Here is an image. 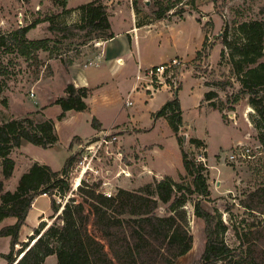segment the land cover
Returning a JSON list of instances; mask_svg holds the SVG:
<instances>
[{"label":"rangeland","instance_id":"rangeland-1","mask_svg":"<svg viewBox=\"0 0 264 264\" xmlns=\"http://www.w3.org/2000/svg\"><path fill=\"white\" fill-rule=\"evenodd\" d=\"M92 1L95 0H0V34L10 36L17 29L35 22L26 39L31 42L48 40L47 49L37 51L30 59L16 53L13 42L9 43L10 50L0 57V124L25 117L35 122L53 119L59 136L58 143L50 148L25 141L20 148H14L10 153L16 163L14 174L10 179H5L0 160V184L3 183L4 191H15L24 174L22 172H27L36 162L58 172L69 157L76 155L78 160L69 177L70 193L65 197H40L27 219L24 236L44 226L40 232L43 234L58 222L57 217L62 214L70 198L81 202L78 189L82 182L89 185L100 183L102 192L113 195L119 188L140 190L156 178H147V175L139 178L136 171L140 173L144 164L161 167V162H164L173 168L171 172L175 175H165L160 180L171 177L180 184H191L192 178L183 170V148L192 159L196 158L207 168L205 175L209 179L210 195L202 198L195 194L185 205L193 247L175 264H197L204 253L205 223L196 217L194 208L198 201L205 210L227 225L221 238L239 249L241 245L237 235L241 236L248 225L262 218L258 214L248 213L242 201L264 186V121L249 104V96L241 92L227 53L221 56L224 50L221 34L225 24H228L232 34L243 21L264 19V0H182L163 18L165 20H157L154 0H137L141 14L137 26H147L138 32L139 53L133 37V62H138L139 54L143 67L157 66L171 58L181 60L182 65L173 74L169 72L165 76L167 84L164 86H145L143 83L140 90L131 96L133 105L127 108L124 103L136 75L128 77L126 81L122 79L121 72H107L98 77L99 69L91 67L88 70L92 77L90 83H95V86L90 89L91 93L94 91L88 102L90 110L72 112L66 115L67 118L59 120L62 110L56 100L65 96L72 68L84 69L99 53L97 41L87 40L86 31L73 27L79 22L80 12L74 10L67 13V10ZM100 1L109 5L110 16L113 11L128 5L127 0ZM191 15L200 19L203 27ZM185 17H188L185 22L173 23ZM112 24L115 33H122L133 26L130 14L113 17ZM204 34L207 48L202 47V55L183 61L182 57L192 58ZM173 42L178 47L172 46ZM101 83L102 86L96 87ZM217 84L226 85V88L222 89ZM209 92L216 93L211 100L205 97ZM151 95L153 98H150ZM175 98L179 99L182 110L178 135L183 144L178 143L168 121L156 117L163 106ZM95 118L107 126L115 124L111 133L118 140L101 148L99 144L95 145L106 131L101 128L94 131ZM194 138L200 139L203 145H193L191 141ZM237 144L250 146L253 157L231 163L227 156ZM89 146L92 148L89 149ZM152 150L162 151L163 156L151 159ZM87 166L90 168L76 187V179ZM127 168L133 173L130 180L124 177L127 174L122 170ZM177 168L183 170V174H177ZM104 183L106 186H103ZM52 198L56 200L57 212L52 210ZM41 210L46 211V217L43 216L45 221L36 226L43 215ZM4 226L8 225L2 224L0 228ZM37 239L33 231L20 242H27L31 246ZM10 247L11 238L0 237V252L9 254ZM21 248L22 245L15 247L16 262L22 255ZM0 264L8 262L0 258ZM44 264H58L56 256L47 257Z\"/></svg>","mask_w":264,"mask_h":264},{"label":"trees","instance_id":"trees-1","mask_svg":"<svg viewBox=\"0 0 264 264\" xmlns=\"http://www.w3.org/2000/svg\"><path fill=\"white\" fill-rule=\"evenodd\" d=\"M167 1L154 0V14L158 20L165 18L182 0ZM138 6L137 0H133L134 9ZM74 10L80 12V18L73 27L86 31L87 40L104 41L114 37L108 7L102 1L68 9L67 13ZM197 21L201 22L200 19ZM35 25L34 22L17 29L10 36L0 34V57L10 50V42L14 43L16 53L28 59L37 51L47 49L48 40L31 42L26 39ZM227 25L221 34L224 47L221 56L227 53L241 92L249 96V104L264 121V19L243 21L232 34ZM203 46L207 48L205 42ZM197 55L201 56L202 50ZM217 85L226 88V85ZM65 93L56 100L62 110L59 120L64 119L68 111L89 110L86 102L91 94L89 88L69 83ZM214 96L215 92L205 95L208 100ZM156 117L165 118L178 143L183 144L178 135L182 124L179 99L167 102ZM96 122L95 118L93 127L98 130L100 125ZM24 141L42 148L55 146L59 136L54 120L35 122L25 117L0 124V160L5 179L13 176L16 166L10 153L14 148H20ZM191 143L197 147L203 145L197 138ZM181 151L184 169L192 178L191 184L183 185L166 177L155 179L140 190L119 188L115 195L107 197L100 190V183L89 185L82 182L78 189L82 201L70 198L57 217L58 222L43 234L40 233L43 225L34 230L38 239L30 246L27 242H20V232L35 199L43 194L52 197L68 195L71 191L69 177L78 160L76 155L69 157L58 172L48 165L34 163L21 176L15 191H4L3 183L0 184V224L8 218L16 219L14 224L0 228V237L11 238L10 253L0 252V258L7 260L8 264H44L52 255L56 256L58 264H175L193 247L185 205L195 194L202 198L210 195L209 179L205 175L207 168L196 158L192 159L183 148ZM242 204L248 213L262 218L248 225L241 236L236 234L240 250L221 238L227 225L205 210L201 201L195 204L196 217L204 221L206 234L205 250L197 264H264V186L251 193ZM51 207L54 212L58 211L54 198ZM17 245H22L20 253H24L18 262L14 256Z\"/></svg>","mask_w":264,"mask_h":264},{"label":"crops","instance_id":"crops-1","mask_svg":"<svg viewBox=\"0 0 264 264\" xmlns=\"http://www.w3.org/2000/svg\"><path fill=\"white\" fill-rule=\"evenodd\" d=\"M127 1H128V5L125 8H122V9L119 8L117 11H113L112 16L109 15V20H110V23L112 26V32L114 33V37L111 39H108V40H104V41L100 40L99 42L97 41V43H96V46L99 48V53H98V55L95 56V58L93 60L97 61L98 65L97 66H88V67H85L84 69H79V68L74 66L72 68V71H71V75H70L71 77H70L69 83H74L78 87H87V88L91 89V87L95 86L94 85L95 83L94 84L90 83L92 77L89 75L88 70L91 69V67L99 69L98 71H100V72H98V77L104 76L105 74H107V72H113L114 74H116V73L119 74L121 72L122 79L125 81L127 80L128 77L133 78L132 76L137 74L139 66H141L142 69L150 68L149 66L143 67V63L140 59L139 54H138V56H139L138 62H136L137 64L134 63L132 60V56L133 57L135 56V51L133 48L134 47L133 37L136 40L135 41L136 51H138V53H139L140 43L138 42V32L141 28H145L147 25L137 26V19L141 15L139 12L140 7L138 6V9H134L131 1L130 0H127ZM103 3L107 7H109V5L107 3H105V2H103ZM109 11H110V9L108 10V12ZM120 14H125L126 16L130 14L133 26L130 28H127V30L122 32V33H115L113 31L112 18L116 17L117 15H120ZM191 16L194 17L197 24H199L200 26L203 27L201 22H198L197 18L194 15H191ZM187 18L188 17H185L179 21H173V23L174 22L175 23H183L187 20ZM161 20H165V19H161ZM125 37H127V40ZM204 40H205V34L203 35L200 46L198 47V49H196L192 58L185 59V57H182L183 61H190V60L194 59L197 56V53L202 49L203 44H204ZM176 45L177 44L174 43L172 46H174L176 48V47H178V45L177 46ZM173 59H175V58H171L169 60L171 61ZM169 60H166L164 62H160L157 65L165 64ZM134 82H135V76H134V80H133V83L131 85V89L129 90V92L132 90ZM102 85L103 84L101 83L99 85H96V87L102 86ZM93 94H94V91H92V93L88 97L87 104L89 102V98L92 97ZM150 98H153V95H151ZM88 106H89V110H90V105L88 104ZM72 112L81 113V112H76V111L71 110V111L66 112V115L69 113H72ZM65 118H67V116H65ZM96 119L99 121L100 128L103 130H108L110 128H113V126L115 125V124H112L110 126H107V124H105L104 122H102L98 118H96ZM94 131H96V129ZM151 152H152L151 159H153V160H156L158 157L160 158L163 156L162 151L156 152V151L152 150ZM154 157H155V159H154ZM161 163H162L161 167H158V166L156 167L155 165L150 167L149 165L144 164L143 167H141L142 169L140 170V173H138V170L136 171L137 177L141 178V177H143V175H147V178L151 177V179L156 178L158 180L163 178L165 175L174 177L175 174L173 175V173L171 172V170H173V168L170 167V165L167 166V163H164V162H161ZM122 170L126 171L127 175L124 176L125 178H127L128 180L133 178V173L130 170V168L122 169ZM183 170H184V166H183ZM183 170H180L179 168H177L176 173L181 174L182 172H184ZM25 172H26V170L23 171L22 173H25ZM124 189H126V188H124ZM40 197H47V196L41 195L35 199L33 206H32V209L30 210L27 219L29 218L30 213L36 208L37 200ZM40 212L43 213V215L39 218L36 226H38V224L41 221H45L43 219V216L46 214V211L41 210ZM45 217H46V215H45ZM15 222H16L15 218H8V219L3 220L1 222V225L2 224L12 225ZM1 225H0V227H1ZM27 226H28V224H27V220H26V225H24L22 227L21 232H20V241L22 238L30 236L34 231V230L30 231L26 236H24ZM35 228L36 227H34V229Z\"/></svg>","mask_w":264,"mask_h":264},{"label":"built area","instance_id":"built-area-1","mask_svg":"<svg viewBox=\"0 0 264 264\" xmlns=\"http://www.w3.org/2000/svg\"><path fill=\"white\" fill-rule=\"evenodd\" d=\"M133 6V0H130ZM98 62L95 60L89 61V63L85 66H97ZM182 65L181 60L179 59H173L168 63L157 65V66H152L150 68L142 69L141 66L138 68V72L135 76V82L133 85L132 90L130 91V95L127 98V100L124 103V106L130 107L133 105L132 98L134 93L138 92L140 90V86L145 83L146 85H155L157 86H164L167 84L165 76L170 73H174V70H176L178 67ZM172 73V74H173ZM112 128L106 130L103 132V135L100 137V139L95 142V145L99 144V148H101L103 145H109L113 141H117L118 137L116 135H113L111 133ZM93 145V144H92ZM89 149L92 148L91 146L88 147ZM253 157V151L250 146L242 145V144H237V146L229 153L227 156V159L231 163H238L239 161H243L245 159H251ZM87 160V159H86ZM93 160V159H92ZM83 163V162H82ZM85 163V162H84ZM83 163V164H84ZM90 165V164H89ZM90 168V166H87L85 170H83V175L87 173V170ZM81 173V174H82ZM80 174V175H81ZM103 186H106V183L103 184ZM107 197H111L113 194L109 192H103ZM43 196H47V194H43Z\"/></svg>","mask_w":264,"mask_h":264},{"label":"bare ground","instance_id":"bare-ground-1","mask_svg":"<svg viewBox=\"0 0 264 264\" xmlns=\"http://www.w3.org/2000/svg\"><path fill=\"white\" fill-rule=\"evenodd\" d=\"M83 173H84V172H83ZM83 173L79 176L78 179H76V183H75V186H76V187L79 186V184H80V182H81V179H82V175H83Z\"/></svg>","mask_w":264,"mask_h":264},{"label":"water","instance_id":"water-1","mask_svg":"<svg viewBox=\"0 0 264 264\" xmlns=\"http://www.w3.org/2000/svg\"><path fill=\"white\" fill-rule=\"evenodd\" d=\"M148 3V2H147ZM24 253L21 255L20 259L23 257Z\"/></svg>","mask_w":264,"mask_h":264}]
</instances>
